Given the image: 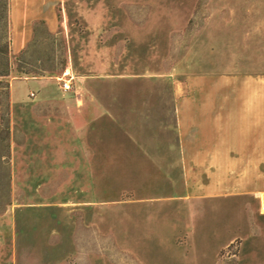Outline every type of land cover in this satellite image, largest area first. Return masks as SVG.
I'll return each mask as SVG.
<instances>
[{
    "label": "rangeland",
    "instance_id": "1",
    "mask_svg": "<svg viewBox=\"0 0 264 264\" xmlns=\"http://www.w3.org/2000/svg\"><path fill=\"white\" fill-rule=\"evenodd\" d=\"M224 1L239 0L215 3L220 6ZM248 1L249 7L264 6V0ZM106 3L107 14L100 18L103 25L97 32L86 27L99 23L93 13L85 22L77 15L80 7H92L93 0H0V215L6 212L0 226L5 218L15 224L12 231L2 233L12 239L0 238V264L125 262L127 256L120 254L113 231L153 232L163 223L172 237L174 202L189 200L183 178L187 162L159 156L156 139L150 143L156 122L136 125L133 115L136 101L147 90H171L165 74L172 73L204 24L208 0ZM184 6L186 16L173 15ZM99 42L101 55L96 52ZM218 51L213 57H221ZM109 61L116 74L98 77L100 68L109 70ZM72 76L70 89L65 90L64 79ZM41 81L50 95H42L37 85ZM237 83L230 81L226 87L237 88ZM212 84L205 81L204 87ZM81 89H96L108 105L113 92L132 94L116 106L118 129L103 125L98 114L105 109L96 107L94 100L78 110ZM11 91L19 93L14 107ZM79 115H85L80 127L74 118ZM135 132L141 145L132 143ZM29 135L48 142L51 152L68 159L32 161ZM120 149L133 159L111 162V152ZM190 163L195 189L202 190L210 180L205 172L212 162ZM247 163L228 162L229 175L215 180L237 190L239 172ZM262 201L264 208V194ZM210 233L232 239L237 236L236 224L230 221ZM237 247V242L229 246L216 264H237L233 255ZM128 261L135 264L131 258Z\"/></svg>",
    "mask_w": 264,
    "mask_h": 264
},
{
    "label": "crops",
    "instance_id": "2",
    "mask_svg": "<svg viewBox=\"0 0 264 264\" xmlns=\"http://www.w3.org/2000/svg\"><path fill=\"white\" fill-rule=\"evenodd\" d=\"M106 1L93 0L92 7L79 8L77 15L83 21L91 12L99 22L86 24L88 31H101L103 23L100 18L108 9ZM250 4L248 0H239L224 1L217 6L215 0H208L209 13L204 24L195 31L187 51L176 61L172 73L165 74L171 81V90H147V94L136 101L134 123L156 122V134L150 137V143L156 139L158 155L187 162L183 178L189 202L181 199L174 202L172 237L163 230V223L158 224L153 232L143 230L123 234L113 231L112 239L127 260L111 261V264H130L129 258L135 264H216L219 255L235 242L238 247L233 255L238 259L237 264H264V6L249 7ZM159 9L162 8L159 6ZM186 12L184 6L173 15L183 17ZM99 46L96 52L101 55L100 42ZM217 48L221 57H213ZM231 56L239 58L235 62L224 61ZM109 66V70L100 68L97 76H114L116 73L110 61ZM73 78L64 81L69 80L72 84ZM147 81L143 78V82ZM205 81H212L214 87H204ZM230 81H237V88L226 87ZM40 83L37 85L42 95H50L45 82ZM220 83L221 87H218ZM81 90L77 98L78 110L94 100L96 107L105 109L98 114L103 125L118 129L116 106L122 102V97L132 94L113 92L109 94L108 105L99 99L96 89ZM18 96L17 91H11L13 107ZM84 116L74 117L79 127ZM91 121H95L94 118ZM91 121L86 123L91 124ZM131 137L132 143L142 144L136 132ZM28 143L32 161L68 159L62 153L51 152L48 142L32 138V135H29ZM22 144L17 142V146L22 147ZM146 155L153 153L146 152ZM108 159L111 162L130 161L133 157L120 149L113 150ZM198 161L212 162L205 172L210 180L199 191L195 189L189 171L190 162ZM231 161L248 162L247 167L239 172L241 182L237 190L230 189L224 181L218 184L215 180V177L229 175L228 162ZM175 192L178 194L177 188ZM200 204L203 211L197 207ZM5 215L6 212L0 215V220ZM230 221L236 224V237L223 240L210 233L222 230ZM2 222L0 238L8 241L13 237L2 233L12 231L15 224L11 218Z\"/></svg>",
    "mask_w": 264,
    "mask_h": 264
},
{
    "label": "built area",
    "instance_id": "3",
    "mask_svg": "<svg viewBox=\"0 0 264 264\" xmlns=\"http://www.w3.org/2000/svg\"><path fill=\"white\" fill-rule=\"evenodd\" d=\"M70 86H71V84H70V82H68V81H64L63 82V84H62V87L65 89V90H68V89H70Z\"/></svg>",
    "mask_w": 264,
    "mask_h": 264
}]
</instances>
